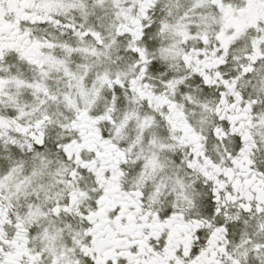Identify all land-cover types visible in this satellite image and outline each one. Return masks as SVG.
<instances>
[{
  "label": "snow or ice",
  "instance_id": "snow-or-ice-1",
  "mask_svg": "<svg viewBox=\"0 0 264 264\" xmlns=\"http://www.w3.org/2000/svg\"><path fill=\"white\" fill-rule=\"evenodd\" d=\"M0 264H264V0H0Z\"/></svg>",
  "mask_w": 264,
  "mask_h": 264
}]
</instances>
